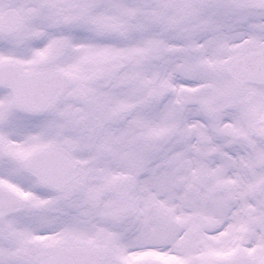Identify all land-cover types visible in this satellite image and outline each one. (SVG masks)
I'll use <instances>...</instances> for the list:
<instances>
[{
    "label": "snow or ice",
    "instance_id": "1",
    "mask_svg": "<svg viewBox=\"0 0 264 264\" xmlns=\"http://www.w3.org/2000/svg\"><path fill=\"white\" fill-rule=\"evenodd\" d=\"M0 264H264V0H0Z\"/></svg>",
    "mask_w": 264,
    "mask_h": 264
}]
</instances>
